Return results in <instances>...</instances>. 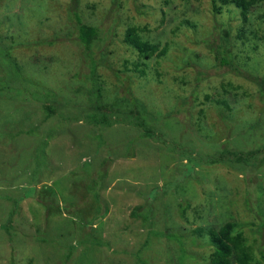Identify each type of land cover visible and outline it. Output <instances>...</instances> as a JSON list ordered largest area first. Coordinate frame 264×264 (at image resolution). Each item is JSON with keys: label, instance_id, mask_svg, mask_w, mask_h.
I'll list each match as a JSON object with an SVG mask.
<instances>
[{"label": "rangeland", "instance_id": "obj_1", "mask_svg": "<svg viewBox=\"0 0 264 264\" xmlns=\"http://www.w3.org/2000/svg\"><path fill=\"white\" fill-rule=\"evenodd\" d=\"M242 1L0 0V264H209L225 223L261 264L264 0Z\"/></svg>", "mask_w": 264, "mask_h": 264}, {"label": "trees", "instance_id": "obj_2", "mask_svg": "<svg viewBox=\"0 0 264 264\" xmlns=\"http://www.w3.org/2000/svg\"><path fill=\"white\" fill-rule=\"evenodd\" d=\"M235 4L236 6L241 8V14H243L247 6L250 5L251 2L235 0ZM72 17L74 18V21L77 25L78 43H80L86 50H89V47L92 44V40L94 39L96 33L95 28L81 24L78 15L76 13H73ZM123 42L126 45H128L131 49H133L140 59H144V60L151 58L153 55H155L156 57H160L165 52L164 49L157 51V46L149 44L146 41H142L137 35V29L135 27H129L125 29L123 35ZM209 50L214 54V58L219 66L230 65L229 63H227V61L223 56H219L220 53L218 55L219 47L217 45L214 46L213 48L209 47ZM93 70L94 69L92 68V71ZM246 79L251 80L254 83H257V85H259L262 89H264L263 78L257 79L252 77H246ZM126 95H127V91L125 90L124 94L120 98L125 102L132 104L131 108L133 107V110H135L136 105L134 104V100L131 99L130 97H126ZM95 97L97 100L100 98L98 94H96ZM138 109L136 108L134 117H130V113H129L128 115L129 117L124 122L129 123L130 125H135L139 129H142L143 134L141 135V137H147L149 136L150 133L148 130L142 127V122L143 120H145L144 110L142 107L141 108L139 107ZM137 112H139L138 115H136ZM92 121L96 125L100 124V122H98L97 120H92ZM103 122L105 123L106 121L104 120ZM205 163L213 164L212 162H205ZM89 189L93 191L91 186H89ZM232 228H233L232 224L225 223L219 228L217 232L211 230L208 231L209 242L213 248L212 253L210 255L209 264H249L250 256L247 252V249L240 246L242 242L241 234L237 232L231 235ZM262 228L264 230V221L262 223ZM232 256L234 261L233 263L230 261V258ZM259 258L261 264H264V241L262 242V246L259 250Z\"/></svg>", "mask_w": 264, "mask_h": 264}]
</instances>
